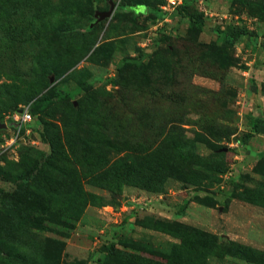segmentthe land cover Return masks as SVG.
I'll list each match as a JSON object with an SVG mask.
<instances>
[{"label": "rangeland", "instance_id": "obj_1", "mask_svg": "<svg viewBox=\"0 0 264 264\" xmlns=\"http://www.w3.org/2000/svg\"><path fill=\"white\" fill-rule=\"evenodd\" d=\"M167 4L0 0V264H264V0Z\"/></svg>", "mask_w": 264, "mask_h": 264}, {"label": "built area", "instance_id": "obj_2", "mask_svg": "<svg viewBox=\"0 0 264 264\" xmlns=\"http://www.w3.org/2000/svg\"><path fill=\"white\" fill-rule=\"evenodd\" d=\"M167 8L175 10L180 5H182L183 0H167ZM11 121L14 123L15 128L12 131V137L7 142L8 145H11L15 140L25 131V127L33 121V116L31 114L29 106H24L21 110L16 112V114L11 118Z\"/></svg>", "mask_w": 264, "mask_h": 264}, {"label": "trees", "instance_id": "obj_3", "mask_svg": "<svg viewBox=\"0 0 264 264\" xmlns=\"http://www.w3.org/2000/svg\"><path fill=\"white\" fill-rule=\"evenodd\" d=\"M183 5V4H182ZM179 7H181V6H179ZM264 12V11H263ZM263 18H264V16H262ZM188 18H189V20L192 22V23H194V24H197V22H196V20H195V18L193 17V16H188ZM246 34H249V32H245ZM241 38V36L240 35H235L233 38H232V42L233 43H236L239 39ZM43 104L42 103H40L39 104V106L34 110L35 111V115L37 114V112H38V110L37 109H39L40 108V106H42ZM31 114H32V116H33V118H34V114L31 112ZM248 137L250 138L251 137V134H249L248 135ZM186 209V205H183V206H181L180 207V210L179 211H181V212H183L184 210ZM114 247V246H113Z\"/></svg>", "mask_w": 264, "mask_h": 264}, {"label": "water", "instance_id": "obj_4", "mask_svg": "<svg viewBox=\"0 0 264 264\" xmlns=\"http://www.w3.org/2000/svg\"><path fill=\"white\" fill-rule=\"evenodd\" d=\"M115 4L114 3H111V8L108 12H97V16H99V19L100 20H104L106 18H109L111 17V15L113 14L114 10H115ZM7 128V125L6 124H0V130H4Z\"/></svg>", "mask_w": 264, "mask_h": 264}]
</instances>
